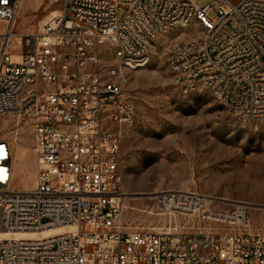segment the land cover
<instances>
[{"label": "built area", "instance_id": "1", "mask_svg": "<svg viewBox=\"0 0 264 264\" xmlns=\"http://www.w3.org/2000/svg\"><path fill=\"white\" fill-rule=\"evenodd\" d=\"M195 1L52 0L58 15L18 34L23 0H0V117L14 119V137H0V264H264V232L245 231L250 203L214 210L198 194L166 197L171 213L224 226L208 232L126 224L121 143L135 107L125 84L159 40L194 32L167 52L175 85L185 94L205 87L264 126V0H210L215 19ZM22 132L36 163L30 190L14 187ZM60 228L72 231L41 236ZM13 234L38 237H5Z\"/></svg>", "mask_w": 264, "mask_h": 264}, {"label": "rangeland", "instance_id": "2", "mask_svg": "<svg viewBox=\"0 0 264 264\" xmlns=\"http://www.w3.org/2000/svg\"><path fill=\"white\" fill-rule=\"evenodd\" d=\"M195 4L210 5L208 15L216 18L214 2L196 0ZM55 10L52 0H23L15 31H39ZM123 14L120 9L118 18ZM192 35L187 31L178 36ZM178 36L159 40L149 62L127 76L124 94L135 107V122L124 128L121 143L120 170L128 195L126 224L143 231L178 226L188 234L224 227L163 207V197L198 194L213 201L214 210L227 209L231 200L250 203L245 231L264 232V126L235 116L205 87L185 94L175 85L166 58ZM102 57L107 66L114 64L110 52ZM13 123V118L0 117V137H14ZM22 148L28 152L26 157L21 156ZM14 149V187L30 190L36 163L27 132L21 133Z\"/></svg>", "mask_w": 264, "mask_h": 264}, {"label": "bare ground", "instance_id": "3", "mask_svg": "<svg viewBox=\"0 0 264 264\" xmlns=\"http://www.w3.org/2000/svg\"><path fill=\"white\" fill-rule=\"evenodd\" d=\"M53 15H58V12L57 11H53L52 16ZM27 153H28L27 150L25 148H22L21 156L26 157ZM23 157H22V159H24ZM29 174H31L30 173V169H29V167H27V169H26V177H27V179H28ZM166 197H164L163 201H162L163 207H164L165 210L172 211L174 205H173L172 202H170L168 200L169 198H166ZM71 231H72L71 228H60V229H57V230L45 231V232H43V234L41 236L42 237H47V236L61 235V234H65V233L71 232ZM10 236H14L17 239H34V238L38 237L37 235H34V234H13V235H6L5 237H10Z\"/></svg>", "mask_w": 264, "mask_h": 264}]
</instances>
